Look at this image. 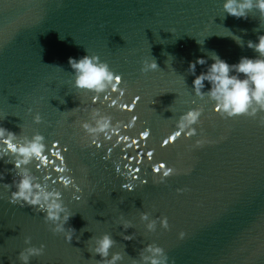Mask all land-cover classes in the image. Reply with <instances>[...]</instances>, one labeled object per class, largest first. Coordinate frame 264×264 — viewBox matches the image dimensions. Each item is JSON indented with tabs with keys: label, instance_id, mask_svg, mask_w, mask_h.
Listing matches in <instances>:
<instances>
[{
	"label": "water",
	"instance_id": "water-1",
	"mask_svg": "<svg viewBox=\"0 0 264 264\" xmlns=\"http://www.w3.org/2000/svg\"><path fill=\"white\" fill-rule=\"evenodd\" d=\"M223 3L0 0V125L15 144L41 136L43 154L60 165L49 151L57 141L64 165L57 172L31 158L15 167L20 157L0 143V264H22L17 254L29 248L42 250L27 264H104L114 254L113 264H149L146 246L161 248L166 264H264V110L253 101L254 115L229 117L213 110L207 81L200 95L192 86L213 55L229 64L259 56L246 44L264 33V17L255 8L233 17ZM82 55L121 76L118 89L77 88L67 59ZM197 57L205 64L192 72ZM190 110L197 120L163 145ZM105 119L129 139L83 126ZM158 163L165 168L154 171ZM23 175L59 193L58 219L13 201ZM104 235L113 243L102 258L92 249Z\"/></svg>",
	"mask_w": 264,
	"mask_h": 264
},
{
	"label": "clouds",
	"instance_id": "clouds-1",
	"mask_svg": "<svg viewBox=\"0 0 264 264\" xmlns=\"http://www.w3.org/2000/svg\"><path fill=\"white\" fill-rule=\"evenodd\" d=\"M255 8L262 17H264V0H224L223 9L224 11L237 18H245L247 11ZM247 47L253 48L259 53L258 57H247L242 56L236 63L229 64L224 59H221L218 55H213L211 63L207 65L205 71L195 74L193 76L192 86L193 90L200 95L201 88L204 86V81L209 83V95L211 98L217 101L214 106V111H219L227 114V116L236 115H254L257 112L256 107H251L254 101L260 110H264V33L257 36L256 41L249 40L246 44ZM67 63L75 73L74 84L77 88L93 90L96 92L103 91L108 84H111L112 90L118 89L120 83V77L113 74L108 65L104 62L99 61L96 56L82 55L80 57L69 56ZM197 64H205L203 57H197L195 62H189V70L195 72ZM148 67L155 69L157 68L156 62L152 59L148 62ZM242 74V75H240ZM107 98V97H105ZM96 97H93L95 102ZM135 101V97L133 99ZM116 103L115 100L112 101ZM122 109L128 108L131 110L132 105L122 104ZM251 107V110L249 111ZM199 116L198 110H190L182 117V123L179 124V130L176 133H180L188 124L194 123ZM39 119V117H37ZM135 120V117L133 118ZM261 125H264V118H261ZM88 128L89 131H104L105 136L110 138L111 134H116L118 141H127V136H120L119 127L110 128L108 120H98L95 128H89V125L85 123L83 125ZM130 125H125L128 127ZM147 131V129L145 130ZM193 129L188 130L185 135L193 133ZM144 134L141 133V136ZM15 134L0 125V143L6 146V149L12 153L18 154L20 157L14 163L15 167H20L21 164H26L31 158L40 160L42 164L52 163L54 165L53 171L62 172L64 171L63 158L60 156L58 151H55L57 141H53V147L49 150L56 159L61 160L60 165H56L54 160L49 161L47 156L43 154L44 145L40 143L42 137L37 135L32 141L25 144L13 143ZM135 140H133L134 143ZM95 142V140L93 141ZM201 141H197L200 144ZM100 146L99 144L97 145ZM40 165H37L39 168ZM155 171V168H154ZM167 172H165V175ZM60 181L67 185L69 180L63 176L59 177ZM17 190L12 193L13 201L22 199L24 202L30 205H40L45 208L49 218L58 219L59 213L64 211L61 204L58 202L57 197L59 193L47 192L41 185H33L31 177L23 175L16 184ZM33 188L38 191L33 192ZM131 189V188H129ZM51 198V199H50ZM69 213L64 216L66 222L69 218ZM74 231V229L72 230ZM184 233H180V238H183ZM71 239V232L67 237ZM113 241L108 235H104L96 241V246L92 249L95 253L99 254L102 258L108 255V249ZM148 247L149 251L155 255L151 258L145 257L149 260V264H166L165 258L161 256L162 249L159 247L152 248ZM42 249L29 248L27 254L25 251H21L17 254L18 258L22 261V264H27L29 255L38 254ZM119 258L118 254H114L110 261H105L104 264H113L115 260Z\"/></svg>",
	"mask_w": 264,
	"mask_h": 264
},
{
	"label": "snow or ice",
	"instance_id": "snow-or-ice-1",
	"mask_svg": "<svg viewBox=\"0 0 264 264\" xmlns=\"http://www.w3.org/2000/svg\"><path fill=\"white\" fill-rule=\"evenodd\" d=\"M120 79H122L121 78V76H120ZM140 99V97H135V101L133 100L131 103H135L136 101H138ZM126 109H128L127 107H126ZM134 117H132L131 119H133ZM135 119H136V117H135ZM141 133H143L144 135L143 136H141ZM140 133V137L141 138H144V137H147L150 133H149V131L147 130V131H142ZM181 135V133H176V132H173V133H171L170 135H168L167 136V138L166 139H164L163 141H162V144L163 145H167V144H169V143H171V142H173V141H175L176 140V138H178L179 136ZM132 143H133V141H132ZM136 143V141H134V143L133 144H135ZM58 144V143H57ZM67 149H65V151H66ZM146 155L148 156V158L149 159H151V157H152V153H146ZM163 168H165V163H158L157 165H156V167H155V171H160L161 169H163ZM169 168V167H168ZM136 171H138V170H136ZM167 175V174H166ZM129 187V185H125V188H128Z\"/></svg>",
	"mask_w": 264,
	"mask_h": 264
}]
</instances>
